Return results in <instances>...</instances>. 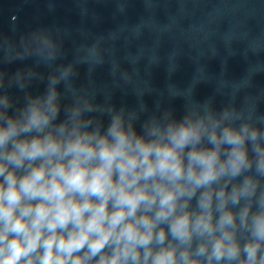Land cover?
Here are the masks:
<instances>
[{
	"label": "clouds",
	"instance_id": "obj_1",
	"mask_svg": "<svg viewBox=\"0 0 264 264\" xmlns=\"http://www.w3.org/2000/svg\"><path fill=\"white\" fill-rule=\"evenodd\" d=\"M71 73L0 96V264H264V131L207 105L137 129L85 99L59 120Z\"/></svg>",
	"mask_w": 264,
	"mask_h": 264
},
{
	"label": "water",
	"instance_id": "obj_2",
	"mask_svg": "<svg viewBox=\"0 0 264 264\" xmlns=\"http://www.w3.org/2000/svg\"><path fill=\"white\" fill-rule=\"evenodd\" d=\"M68 66L59 120L85 99L84 118L106 127L107 109H124L137 129L207 105L264 131V92L223 0H0V96L13 110Z\"/></svg>",
	"mask_w": 264,
	"mask_h": 264
}]
</instances>
